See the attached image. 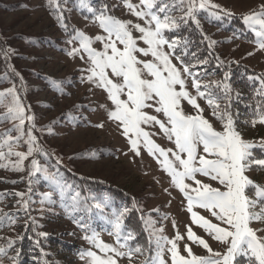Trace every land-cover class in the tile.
<instances>
[{
    "label": "snow or ice",
    "instance_id": "1",
    "mask_svg": "<svg viewBox=\"0 0 264 264\" xmlns=\"http://www.w3.org/2000/svg\"><path fill=\"white\" fill-rule=\"evenodd\" d=\"M120 3L136 22L111 14L116 5L102 2L97 6L91 0H80V7L87 10L94 23H98L103 35L92 38L83 31L73 30L74 35L68 43L78 41L79 46L72 48L68 55L79 56L87 65L82 69L81 81L106 94L111 107L104 104L98 107L106 111L107 120L115 124L127 139L130 151L139 156L142 148L146 150L161 165L171 186L182 194L191 220L186 226V234L177 231L172 239L156 236L155 256L149 254L153 243L151 238L147 249L130 245L129 241L135 237L131 231L126 232L124 226L129 209L117 212L111 208L108 197L99 200L84 197L80 190L63 179L59 167L50 173L41 166L36 156L47 157L49 153L38 143L33 132H43L44 129H36L34 116L28 114L30 108L23 104L15 87L0 92V107L6 109L0 115V123L12 125L0 132V161H9L0 163V168L23 172L24 162L31 158L29 177L42 172L59 189L61 206L69 219L86 233L91 232L83 239L103 254L81 251L80 258L85 264H119L122 258L134 264L133 257L137 256L144 257L140 264H168L163 258L165 251L169 254L170 264H264V184L256 182L250 175L254 171H264V138L246 140L237 130V121L231 112L230 72L225 70L221 81L204 83L193 69L197 64L206 65L207 59L197 58L196 63L187 60L188 56L196 57V53L188 50L187 39L173 38L190 23L199 28L200 11H210L217 20L221 16L232 17L234 13L210 3V0H199V3L197 0H139L137 4L120 0ZM56 12L58 23L67 32L61 5H56ZM176 12L180 15L176 16ZM241 20L254 34L257 50L264 52V0L257 8L241 13ZM205 39L209 41V48L216 44L206 36ZM96 42L102 46L99 50L93 47ZM216 59L217 67L225 63L219 57ZM248 80L258 84L254 88V98L258 99L252 118L244 123L252 127L264 126V73L249 75ZM190 88L195 90V95ZM236 97L239 98V93ZM198 99L206 101L212 115L220 122L221 130L204 118V109ZM220 101L225 102L223 107ZM185 103L195 114L186 112ZM94 126L103 128L104 123ZM151 128H158L174 147L164 148L155 143L152 137L156 133L146 130ZM22 142L27 146L26 151L16 150ZM254 149L260 150L259 156ZM95 156L92 153L90 158ZM12 157L16 158L14 162ZM56 163L60 165L62 159L57 158ZM30 193L31 179L27 192L0 193V201L8 195L14 196L18 198L19 210L28 212ZM45 195L51 198L50 194ZM195 209L204 210L208 217ZM81 212L89 218L93 213L106 217L115 245L104 243L87 223L82 222L83 217L77 219L74 214ZM17 219L15 213L0 209V226L15 224ZM32 222L34 224L35 220ZM193 225L202 229L218 247L213 248L209 239L197 235ZM173 227L176 228L175 222ZM157 231L162 233L163 229ZM185 238L187 242L181 247L178 242L185 241ZM13 244L14 241L9 240L7 248L0 247V264L4 257L15 264L16 257L8 256V249ZM193 245L206 254L195 252Z\"/></svg>",
    "mask_w": 264,
    "mask_h": 264
},
{
    "label": "rangeland",
    "instance_id": "2",
    "mask_svg": "<svg viewBox=\"0 0 264 264\" xmlns=\"http://www.w3.org/2000/svg\"><path fill=\"white\" fill-rule=\"evenodd\" d=\"M56 2L0 0V92L15 87L14 73L16 72L17 76L19 73V86L15 89L19 88L18 95L23 104L30 108L28 114L34 116L36 129H44L43 132H33L38 138V143L49 153L47 157L36 156L41 166L46 167L50 173L59 167L63 179L78 190V185L72 182L73 174L82 180L99 183L97 188L89 186V197H96L98 200L108 197L111 208L117 212L125 209V206L121 201L113 202L112 197L108 195L110 190L131 197L132 211L137 213L145 237L138 239L133 234L135 239L129 241V244L147 249L151 238L153 243L149 254L155 256L156 236L163 235L172 239L177 231L181 235L186 234V226L191 224L185 207L186 201L182 194L171 186L170 178L161 170V165L153 156L143 148L139 156L130 151L127 139L121 135L115 124L107 120L106 111L98 107L100 104L111 107L110 101L106 100V94L81 81L84 75L82 69L87 65L79 56L68 55L72 48L78 47L79 44L78 41L68 43L74 33H68L70 37H66L64 28L56 19ZM97 2L116 5L111 14L122 20L136 22L135 17L130 15L120 0H96L93 4L96 5ZM131 2L137 4L139 0ZM260 2L261 0H210V3L233 12L234 16H221V19L217 20L210 11L198 13L199 29L210 40L216 41L213 46L216 56L224 61V65L229 69L243 65L258 73L264 72V52L257 50L254 34L241 20V13L257 8ZM61 7L62 13L69 18V27L74 30L77 28L92 38L103 35L98 23H94L87 10L80 7V0L68 4H63L62 1ZM175 15L179 16L180 13L176 12ZM65 24L67 25V22ZM93 47L99 50L102 46L96 42ZM248 53L253 55L249 56ZM233 61L239 63H229ZM214 74L204 73L201 75L202 81L208 83L216 80ZM190 91L195 95L194 89L190 88ZM197 102L204 109V118L217 130H221L220 122L212 115L206 101L198 99ZM220 103L222 106L225 102ZM185 110L195 114L186 103ZM5 111V108L0 107V115ZM97 123H104V127L96 128L94 125ZM11 126L9 122L0 123V132ZM236 126L246 140L259 141L264 138V126L257 124L255 127L246 128L238 123ZM25 127L27 128V122ZM49 128L51 132L48 131ZM146 130L156 133L152 139L161 147H174L158 128ZM15 135L16 133H13V136ZM26 148L22 142V146L16 150L26 151ZM92 153L96 154L95 158H90ZM57 158L62 159L60 165L56 163ZM30 159L24 162L23 172L0 168V193L27 192L31 179L28 212L19 210L18 198L14 196L8 195L0 201V209L18 216L15 224L5 223L0 226V247L7 248L8 241H14L13 247L8 249V256L16 257L15 264H20L24 257H19L21 248H16V245H19L17 241L25 246L22 251L26 254L28 247L25 242L35 232L43 242L42 250L49 257L47 261H52L53 264H85L80 258L81 251L91 250L103 255L83 239L85 234L91 235V232L86 233L69 219L68 213L61 206L63 202L59 189L46 179L45 174L41 172L29 177ZM15 160V157L11 158L12 162ZM250 175L256 182L264 184V171H254ZM45 194H50L51 198H46ZM27 198L26 196L25 199ZM195 210L206 217L209 215L202 209ZM74 215L77 219L83 217L82 222L87 223L104 243L115 245V237L110 235L112 228L106 217L93 213L89 218L82 212ZM173 222L176 228L173 227ZM192 227L197 235L209 239L202 229L194 225ZM158 229H163V232H158ZM185 242L186 238L178 243L182 247ZM209 243L213 248L218 247L210 239ZM193 249L198 254H206L195 245ZM163 258L170 264L167 251L164 252ZM31 259L35 262L26 259L21 264H43L41 261L36 263V260H42L40 256L34 255ZM143 259V256L133 257L134 264H140ZM2 264H11V261L4 257ZM119 264H129V261L122 258Z\"/></svg>",
    "mask_w": 264,
    "mask_h": 264
},
{
    "label": "trees",
    "instance_id": "3",
    "mask_svg": "<svg viewBox=\"0 0 264 264\" xmlns=\"http://www.w3.org/2000/svg\"><path fill=\"white\" fill-rule=\"evenodd\" d=\"M59 5H61L62 1L64 3H74L75 0H56ZM96 0H91V2H95ZM97 6H99V2L96 3ZM63 18H65L64 23L67 22L68 25V31H65L66 37H70L68 33H74L73 27H69L70 22L67 15L62 13ZM232 25V24H231ZM77 30V28H76ZM185 38L188 41V50L190 52H195L196 57L188 56L186 57L187 60L191 61L192 63H196V59H207L208 63L206 65H199L197 64L196 67L193 69L194 72H198L201 75L204 73H215L216 80L213 81H221L223 80L224 71L228 70L230 72V79L228 81L231 89H232V107L231 112L236 119L237 123L239 125H245L246 128L252 127L250 124H245L244 121L250 120L252 118L253 109L256 104L255 93L254 88L258 86V84H254L248 80L249 75H260L261 73H258L256 71L251 70L247 66L238 65L235 68L229 69L224 64L220 67H217V59H216V52L212 48H209L208 46V39H205V35L202 33L201 29L197 28L195 24H191L187 28H182L179 33L173 36V38ZM29 40V38H28ZM264 73V72H263ZM14 85L15 87L19 86L18 80H20L19 73L18 76L16 75V72L14 73ZM212 82V80L210 81ZM208 82V83H210ZM17 93L19 94V88L17 89ZM236 93H239V98L236 97ZM224 105V104H223ZM222 105V107H223ZM254 152L259 156L260 150L254 149ZM72 182L76 185H78L79 190L81 191L82 195L85 197H89V186L93 188H97V182L95 181H85L81 178H78L77 175H72ZM110 190L109 196L112 197V200L114 203H118L119 201L124 203L125 208L129 209V211L126 213L124 217V226L126 231H131L138 239L145 237V232L142 229L141 222L139 220V217L137 213L133 210L132 211V198L128 196H124L123 194L119 192H115ZM26 192V191H25ZM19 245H16V248L20 249L19 257L22 256L24 259L21 263L25 262L26 259H30L31 261H34L31 259L34 255L36 257H42V260L37 261L36 263H40V261L43 264H53L52 261L49 260V257L47 254H45L42 250L43 248V242L41 238H38V235L33 232V234L30 235V238L25 242L27 245V251L25 254V250L23 244H21L20 241H17ZM24 254L26 256H24ZM49 262V263H48Z\"/></svg>",
    "mask_w": 264,
    "mask_h": 264
}]
</instances>
